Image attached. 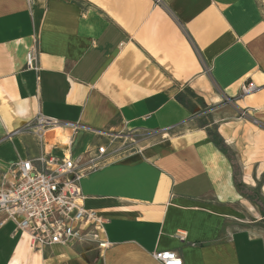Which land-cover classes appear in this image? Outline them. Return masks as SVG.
I'll use <instances>...</instances> for the list:
<instances>
[{
  "label": "crops",
  "instance_id": "1",
  "mask_svg": "<svg viewBox=\"0 0 264 264\" xmlns=\"http://www.w3.org/2000/svg\"><path fill=\"white\" fill-rule=\"evenodd\" d=\"M103 144L81 186L108 246L34 248L1 213L0 264H264L259 0H0V178Z\"/></svg>",
  "mask_w": 264,
  "mask_h": 264
},
{
  "label": "built area",
  "instance_id": "2",
  "mask_svg": "<svg viewBox=\"0 0 264 264\" xmlns=\"http://www.w3.org/2000/svg\"><path fill=\"white\" fill-rule=\"evenodd\" d=\"M34 52L31 49L27 54V66L38 71ZM255 89L254 83L249 82L243 85L242 92L248 94ZM38 122L46 128L55 120L41 116ZM106 152L103 144L77 160L44 155L39 158L42 168L28 159L11 163L0 178V214H6L18 229L28 233L34 248L75 243L106 248L108 242L102 237L105 218L99 211L85 207L81 186L86 174L102 165ZM184 235L181 231L176 233L180 240H184ZM154 257L162 264H184L174 250L156 252Z\"/></svg>",
  "mask_w": 264,
  "mask_h": 264
},
{
  "label": "rangeland",
  "instance_id": "3",
  "mask_svg": "<svg viewBox=\"0 0 264 264\" xmlns=\"http://www.w3.org/2000/svg\"><path fill=\"white\" fill-rule=\"evenodd\" d=\"M259 2H260L261 6L263 8V11H264V0H259Z\"/></svg>",
  "mask_w": 264,
  "mask_h": 264
},
{
  "label": "bare ground",
  "instance_id": "4",
  "mask_svg": "<svg viewBox=\"0 0 264 264\" xmlns=\"http://www.w3.org/2000/svg\"><path fill=\"white\" fill-rule=\"evenodd\" d=\"M51 132V131H50ZM54 132V131H53ZM58 132H59V130H58ZM50 135V134H49ZM58 135V134H57ZM60 135V134H59ZM67 135V134H66ZM54 136V135H53ZM68 136V135H67ZM51 137V136H50ZM55 137V136H54ZM56 138V137H55ZM64 140H66V138L64 139ZM62 143V142H61ZM63 143H65V141H63ZM68 143V142H67Z\"/></svg>",
  "mask_w": 264,
  "mask_h": 264
}]
</instances>
